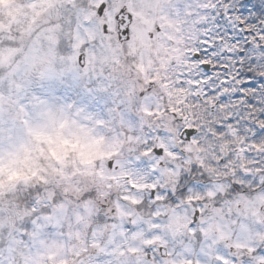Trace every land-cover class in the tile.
I'll list each match as a JSON object with an SVG mask.
<instances>
[{"label": "snow or ice", "instance_id": "snow-or-ice-1", "mask_svg": "<svg viewBox=\"0 0 264 264\" xmlns=\"http://www.w3.org/2000/svg\"><path fill=\"white\" fill-rule=\"evenodd\" d=\"M8 5L14 7L7 11L0 7V15L14 22L25 5L20 0H0V6ZM48 6L55 22L43 35L29 28L30 43L25 47L0 49V124L7 115L32 137L41 153L45 151L41 143L49 146L47 151L62 165L50 166L53 182L62 190L46 187L49 176L36 171L23 177L13 172L6 184L0 167V264H264V170L260 167H256L261 174L258 188L247 168L227 191L217 186L218 193L226 196L222 205L230 217L227 231L218 226V239H209L211 225L204 226L207 205L193 201L186 235L169 241L160 235V218L167 213L158 206L165 196L156 184L148 186L149 199L157 202L149 219L132 207H122L123 201L137 205L134 197L123 194L113 200L106 191L118 175L127 177L131 158L113 160L111 153L97 152L107 157L106 166L95 168L91 160L81 159L90 169L74 168L69 174L64 159L51 147L64 146L65 157L69 152L90 155L88 145L82 143L84 122L102 126L98 113L106 101L101 94L118 95L115 74L97 72L98 62L108 59L115 41L117 47L135 50L139 43L155 51L161 66L175 63L179 70L174 83L181 86L180 92L186 84L190 86L186 95L226 112L213 134L227 131L242 140L248 137L245 155L264 152L257 143L264 139V107L258 106L264 105V0H168L171 11L162 9L159 16L144 21L145 27L134 23L137 13L131 3L125 6V0H48ZM163 85L169 86L168 78ZM237 107L242 110L234 112ZM117 110L108 108L109 113ZM169 110L180 113L181 107ZM193 128L186 125L187 136L195 142ZM144 143L140 157H150L155 173L164 156L173 153L163 143L151 139ZM140 157L136 159L142 165ZM250 163L258 165L255 159ZM191 171L197 172L195 165ZM77 176L91 179L81 182ZM17 183L22 187L17 189ZM180 183L184 191L202 190L206 179L185 173ZM6 192L13 194L11 199ZM214 195L208 192L210 198ZM167 198L175 202L171 193ZM212 211L222 214L223 207ZM109 229L116 238L102 243L101 236Z\"/></svg>", "mask_w": 264, "mask_h": 264}, {"label": "clouds", "instance_id": "clouds-1", "mask_svg": "<svg viewBox=\"0 0 264 264\" xmlns=\"http://www.w3.org/2000/svg\"><path fill=\"white\" fill-rule=\"evenodd\" d=\"M20 3L25 7L16 21L10 22L11 17L0 15V22L4 25L3 29H0V49L23 48L30 43L29 28L36 35H43L45 29L55 22L48 0H20ZM30 3L34 7H27ZM127 3H131L137 13L134 18L137 27H145L144 21L159 16L162 9L171 11L168 0H125V6ZM0 7L7 11L14 6ZM31 39H35V36H31ZM101 70L105 76L115 74L118 95L109 98L107 94H101L106 101L101 103L98 113L104 121L102 126H97L93 121L84 122L87 131L82 136V143L88 145L90 155L81 157L69 152L65 157L64 146L55 144L51 146L64 159V170L71 174L74 168L90 169L91 166L81 163V159L91 160L95 168L102 164L106 166L107 157L97 156V152L111 153L113 160L127 161L131 158L133 164L128 168L127 177L118 175L117 179L111 182V188L106 189L113 200L123 194L134 197L139 202L137 205L123 201L122 207H132L143 218L149 219L152 205L157 202L149 199L151 189L148 186L156 184L157 189L165 196L163 201L158 202V206H163L167 213L160 218L162 224L160 235L164 239L171 241L186 235V225L193 217V201L201 206L207 205L204 226L208 228L211 225L209 239H218V226L227 231L230 217L227 206L222 205L226 196L224 193H218L217 186L223 185L227 191L232 182L241 178L244 169L247 168L256 179L255 187L258 188L261 174L256 173V167L264 170V152L251 151L250 155H245L244 149L249 139L246 136L242 140L240 135L232 136L227 131L214 135V129L223 121L226 112L218 107L210 108L202 100L198 102L196 97L186 95L190 91V86L186 84L183 85L185 91L180 92L181 86L174 83L178 66L175 63L171 66H161L155 51H149L139 43L135 50L129 49L127 45L117 47L114 41L113 51L108 53V59L97 64V72ZM165 78L169 79L168 87L163 85ZM147 80H151L152 83H146ZM113 99L116 101L115 104L112 103ZM178 104L181 107L180 113L169 110ZM108 108L118 110L109 113ZM241 110L239 107L233 109L234 112ZM187 124L194 125L195 142L187 136ZM129 136L132 137L131 141L128 139ZM145 139H151L154 144L163 143L168 151L173 153L172 157L164 156L155 173L150 157H140V153L146 147ZM93 141L96 143H92ZM257 143L264 149V139ZM35 145L32 137L17 125H13L5 115L3 124H0L2 178L7 184V177L13 172L23 177L36 171L49 176L50 183L46 187L61 191L60 186L53 182L55 177L51 175L50 166L59 168L62 165L58 164L47 151L48 145L40 144V147L45 149L44 153ZM136 157H140L144 163L140 165ZM253 159L258 161V165L250 163ZM192 165L196 166V173H192ZM117 171L119 172V169ZM185 173L205 177L206 186L202 190L193 187L184 191L180 175ZM75 179L83 182L85 179L90 180L91 177L77 176ZM130 183H135L139 187L129 188ZM20 187L22 183H17L16 188ZM210 191L215 194L211 198L208 196ZM181 192L183 195H180ZM169 193L175 197V202L167 198ZM5 195L11 199L13 194L6 192ZM102 203L103 201L99 202L97 206ZM221 207L222 214L212 211ZM236 212L237 209L233 206V218ZM143 231L146 236L147 225H144ZM113 238L116 237L109 229L103 233L101 241L106 244ZM140 242L142 243V240ZM90 253L95 254L91 249Z\"/></svg>", "mask_w": 264, "mask_h": 264}]
</instances>
